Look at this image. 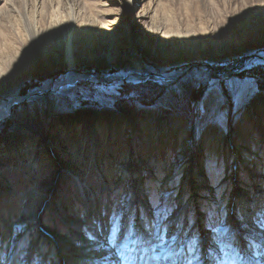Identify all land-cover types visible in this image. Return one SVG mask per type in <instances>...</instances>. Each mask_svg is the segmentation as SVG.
Listing matches in <instances>:
<instances>
[{
  "label": "rangeland",
  "instance_id": "obj_1",
  "mask_svg": "<svg viewBox=\"0 0 264 264\" xmlns=\"http://www.w3.org/2000/svg\"><path fill=\"white\" fill-rule=\"evenodd\" d=\"M68 38L81 71L112 75L140 63L184 75L172 84L87 80L72 94L46 92L9 109L66 71ZM262 52L264 0H0V264H120L127 241L113 217L125 227L130 214L143 232L161 197L174 209L159 225L167 243L156 235L128 242L129 255L172 264L165 256L179 233L182 242L197 238L205 255L210 249V264H264V64L223 75ZM249 81L256 91L236 102L225 88L224 103L205 114L209 89ZM74 148L87 157L72 175L65 164ZM36 158L37 172L29 167ZM132 163L142 187L130 207ZM81 182L96 197L80 195ZM209 213L221 233L205 228ZM95 214L106 231L87 243ZM184 253L200 254L186 243Z\"/></svg>",
  "mask_w": 264,
  "mask_h": 264
},
{
  "label": "bare ground",
  "instance_id": "obj_2",
  "mask_svg": "<svg viewBox=\"0 0 264 264\" xmlns=\"http://www.w3.org/2000/svg\"><path fill=\"white\" fill-rule=\"evenodd\" d=\"M133 3L134 2H132V4ZM62 44H63L62 46L65 49V54H66L65 55L66 62L64 63V68L66 70L64 72L65 74L63 73V75L61 77H59V78L50 79L44 85H41L40 87H38V89H36V91L31 95V97H34V98H32L33 100L34 99L37 100L38 97H40L42 94H44V93H46L48 91L49 92H56V93L61 94V95H69V94L73 93V91H74V89H75V87H76V85L78 83H80L82 81H87V80H91V81L92 80L93 81L98 80V78H96L95 76L89 75V74H85L80 69H78L77 63H76L77 62V58H76V56L74 54L75 53V49H77V48L72 45V43L70 41V38H68ZM98 61H100V63H102V65L104 67H107V66L111 67L113 65V63L107 62V59L105 57L102 58L101 60H98ZM258 64H261V65L264 64V52L259 53V54H255L254 58L253 57L245 58V59H242L241 61H239L237 63L232 64L231 66H228L227 71L224 72L223 75L229 78V76H231L232 74L239 73V72H241V71H243L245 69L252 68L253 66H256ZM132 69L133 70H131V71L130 70H122L121 72H118V73L112 74V75L104 74V76L106 78H108V79L112 78L113 81L116 82V83L117 82L119 83L120 81H126V80H130L132 82H138V81L142 82V81L146 80V77H147V78H149V79H151L153 81H158L160 83L172 84L173 82L178 81L181 78L182 75H184L181 71L180 72L179 71H177V72L173 71V73L158 72V71L157 72H153V70H151L149 68H145L144 65H142L140 63H137L136 67H134ZM73 70H74V72H73ZM142 74H147V75H142ZM17 99L20 100L21 98L17 97V98H13V99L10 100V102L8 103V108L9 109H10L11 104L13 102H15L14 100H17ZM95 113L97 114L98 110H96ZM86 116H88V115H86ZM91 118H93V117H91ZM93 119H95V118H93ZM2 121H5V120H2ZM2 121L0 122V124L2 123ZM90 121H91V123H93L92 122L93 120L90 119ZM19 126L17 125V128ZM89 129L91 131V128H89ZM95 129L96 128H92L93 131L91 132L92 139L90 141H93V144L97 140L96 139V135H95ZM62 144H64L63 147H66L65 146V144H66L65 141L62 142ZM90 145L91 144H89V146ZM95 146H93V147H95ZM71 151H72L71 154H74L72 156L73 157V162L68 161L65 164V166H66V169L68 168V169L72 170V171H70V173H72V175H73L75 173V170H74L75 165L74 164H78L80 162V160L85 159V157H87V156H85V152L81 153L82 152L81 148L78 149V151H77L76 148L72 149ZM93 152L94 151L91 152L92 155L93 154L96 155V153L95 152L93 153ZM136 153H138V152L135 151V147H133V149L130 150V152H129V155L131 156L130 159H132V156H135ZM136 156L140 157L138 155H136ZM7 162L8 161H5L6 165H7ZM96 165H97V163H96ZM38 166H39V159H37V158L34 161H32L30 163V165H29V167L35 168L36 172L38 171ZM130 167H132V170H133V173H134V174H131L133 176V178H132V181L130 182V191H131L130 193H131V196H130V199H129V204H130V207H132V205H134L136 202H138L139 199L141 200V198H139L140 192H138V191H140L141 187H142L141 186L142 177L139 176V172L134 167V163L130 164ZM100 175L103 177L104 173L100 172ZM166 179H168V178H166ZM43 184L45 185V183H43ZM43 184H41V185H43ZM36 187L37 188H36V190H34V192L35 193H39V192L41 193V191H42L41 187H39V186H36ZM78 193H80V195L83 194L84 196L92 195V197L93 196L96 197L95 189L94 188L91 189V188L86 187L84 185V183H82V182L80 183V188L78 189ZM185 207H186V203L185 202L181 203L179 205V209L177 210V212H179L180 208L181 209H185ZM70 212L71 211H68V214H70ZM177 212H176V214H177ZM121 213H125V212L122 211ZM73 214H77V213H73ZM76 220H78V218H76ZM125 220L126 221L124 223V226L126 228V227H128L129 223L131 222L130 214H128V215L125 214ZM86 222H87V228L85 229V234L90 236V237H88L89 239H88L87 243L92 242V238L93 237H97L98 233L106 231V229H105L106 226L104 224L101 225V223L99 222V219H97V214H95L92 217L91 221L88 220ZM163 224H164V222H163ZM169 229L170 230L173 229L172 225L169 226ZM121 236L124 237V234H122ZM93 240H94V238H93ZM128 242H131V241H127V243ZM168 261H166V262H168ZM166 262H164L162 264H166ZM250 264H257V263L250 262Z\"/></svg>",
  "mask_w": 264,
  "mask_h": 264
},
{
  "label": "snow or ice",
  "instance_id": "obj_3",
  "mask_svg": "<svg viewBox=\"0 0 264 264\" xmlns=\"http://www.w3.org/2000/svg\"><path fill=\"white\" fill-rule=\"evenodd\" d=\"M249 87L252 88L253 91L257 90L255 85L251 81H249L246 85H237L233 82H228L224 88L217 87L215 90L209 89V91L203 97V111L205 112V114L211 116L214 113L215 109L224 103L226 99L224 95L225 88L231 92L233 99L236 102H239L240 98L243 96L244 92ZM173 210L174 209L167 202L166 197H161L154 203L153 219H150L148 221L147 226L144 228L143 232L136 228L134 219L129 223L128 227L125 228L122 225V217L116 216L113 217V232L117 234L123 233L126 241H131L136 244H141L146 241L149 237L156 235L162 242L161 246H163V244L167 243V241L164 239L163 236H160L159 225L162 224L164 221H167L171 217ZM257 223L261 227H264V210H262L260 215L257 217ZM215 225L216 219L214 218V214L209 213L206 217L205 228L210 233H221L222 230L220 228H217ZM169 230L170 229L165 228V231ZM223 233L226 235L227 229H224ZM118 239L119 235H117L116 239L112 240V243L115 245ZM185 243L187 244L189 253L199 252L200 254L185 260ZM197 244V238H193L184 242L180 241L179 233H177L173 235L172 244L170 246L172 249H174V251L170 252L169 256H165V259H169L171 257L172 264H210L212 260H215V257L212 256L210 249L205 255L203 245L200 244V247L198 249ZM178 245L179 247H177ZM221 246L224 247L222 243ZM118 251L120 256V264H148V262L144 259L143 256L137 258L136 256L128 254V243L122 244ZM228 255L229 253L225 252V257H227ZM153 259H159V257H153Z\"/></svg>",
  "mask_w": 264,
  "mask_h": 264
},
{
  "label": "water",
  "instance_id": "obj_4",
  "mask_svg": "<svg viewBox=\"0 0 264 264\" xmlns=\"http://www.w3.org/2000/svg\"><path fill=\"white\" fill-rule=\"evenodd\" d=\"M227 71V69H225L224 71H223V73L224 72H226ZM73 72H74V70H73ZM83 73H85V74H89V75H93V76H95L96 78H98V79H101V81H105V82H109V81H113V79L112 78H106L104 75H100V74H98V73H95L93 70H83L82 71ZM64 73V72H63ZM63 73L62 74H60L58 77H56V78H59V77H61L62 75H63ZM65 74V73H64ZM142 75H147V74H142ZM147 79H149V78H147L146 77V80ZM126 82H132V81H130V80H126ZM132 83H139V81L138 82H132ZM36 89H38V88H36ZM36 90H34L33 92H31L30 94H28L27 96H20V100H14L15 102H13L12 104H11V106H10V108H13L14 106H15V104L16 103H18V102H23V101H26V100H29V101H31V100H33L32 98H34V97H31V95L35 92ZM49 92V91H48ZM45 94V93H44ZM44 94H42L41 96H43ZM39 98V97H38Z\"/></svg>",
  "mask_w": 264,
  "mask_h": 264
}]
</instances>
